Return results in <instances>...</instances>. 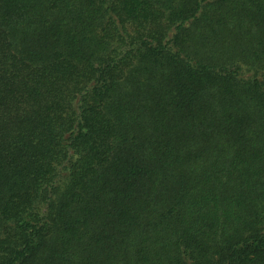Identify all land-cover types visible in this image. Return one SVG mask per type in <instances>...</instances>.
<instances>
[{"label": "trees", "instance_id": "trees-1", "mask_svg": "<svg viewBox=\"0 0 264 264\" xmlns=\"http://www.w3.org/2000/svg\"><path fill=\"white\" fill-rule=\"evenodd\" d=\"M0 264H264V0H0Z\"/></svg>", "mask_w": 264, "mask_h": 264}]
</instances>
